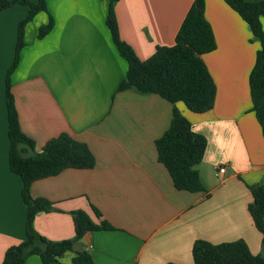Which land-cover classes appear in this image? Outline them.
I'll list each match as a JSON object with an SVG mask.
<instances>
[{
  "label": "crops",
  "instance_id": "0c3cea01",
  "mask_svg": "<svg viewBox=\"0 0 264 264\" xmlns=\"http://www.w3.org/2000/svg\"><path fill=\"white\" fill-rule=\"evenodd\" d=\"M35 1V0H30ZM193 0H118L120 38L141 60L171 45ZM25 28L26 44L10 75L21 131L40 150L60 133L85 143L92 168H67L32 182V197L52 202L38 212L34 229L52 241L74 235L72 212L83 210L110 229L86 233L78 250L93 264H193L192 245L242 239L261 254V233L247 210L250 185L264 184V138L252 111L249 74L259 42L224 0H205L204 15L216 47L204 53L216 86L214 106L195 113L176 106L206 138L196 165L204 191L177 189L158 160L155 140L169 127L172 105L155 93L118 90L127 70L106 25V0H46ZM27 6L0 11V262L25 237L22 181L9 167L6 75L15 56L18 26ZM264 30V18L261 19ZM225 167L217 174L215 166ZM93 208L101 213L94 214ZM68 251L54 264H71ZM24 264H43L30 255Z\"/></svg>",
  "mask_w": 264,
  "mask_h": 264
},
{
  "label": "trees",
  "instance_id": "16d2710c",
  "mask_svg": "<svg viewBox=\"0 0 264 264\" xmlns=\"http://www.w3.org/2000/svg\"><path fill=\"white\" fill-rule=\"evenodd\" d=\"M118 0H106V25L119 54L127 62L124 78L118 90L133 89L138 93H155L172 105L169 127L155 140L157 158L168 170L177 189L191 192L204 191L196 165L201 161L206 138L195 132L190 121L176 106L182 103L188 110L201 113L214 106L216 86L202 59L204 53L215 49L216 42L211 25L204 15L205 0H193L181 22L174 42L155 48L153 54L141 60L124 42L118 32L114 11ZM249 26L252 39L259 42L254 65L249 74V91L252 111L264 138V0H224ZM16 4L28 10L18 26L15 56L6 75V107L8 138L10 141L9 167L22 181V200L25 212V237L9 246L0 264H24L30 255H37L43 264H54L66 252H74L71 264H93L92 255L78 250V241L93 230L110 229L104 220L96 223L88 213L75 210L72 214L74 235L70 239L52 241L39 234L33 226L38 212L53 209L52 202L43 197H32L30 185L35 180L59 174L67 168H92L95 158L88 146L67 133H60L46 141L36 151L34 142L20 128L14 97L10 91V73L16 67L21 49L26 44L25 28L36 14L47 12L46 0H0V11ZM53 18L37 28L36 36L42 38L53 27ZM251 201L247 210L254 226L261 233V254H253L242 239L210 243L197 239L192 245L193 264H264V184L248 186ZM97 217L101 213L93 208ZM167 264H175L169 262Z\"/></svg>",
  "mask_w": 264,
  "mask_h": 264
},
{
  "label": "built area",
  "instance_id": "2783aa9c",
  "mask_svg": "<svg viewBox=\"0 0 264 264\" xmlns=\"http://www.w3.org/2000/svg\"><path fill=\"white\" fill-rule=\"evenodd\" d=\"M215 171H216V173L219 175V174H222V173H224V171H225V167L224 166H220V165H216L215 166Z\"/></svg>",
  "mask_w": 264,
  "mask_h": 264
},
{
  "label": "rangeland",
  "instance_id": "374dc122",
  "mask_svg": "<svg viewBox=\"0 0 264 264\" xmlns=\"http://www.w3.org/2000/svg\"><path fill=\"white\" fill-rule=\"evenodd\" d=\"M27 24H30V22H29V23H27ZM10 75H11V73H10Z\"/></svg>",
  "mask_w": 264,
  "mask_h": 264
}]
</instances>
